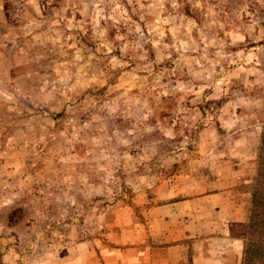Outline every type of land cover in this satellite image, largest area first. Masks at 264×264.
<instances>
[{"label":"rangeland","instance_id":"374dc122","mask_svg":"<svg viewBox=\"0 0 264 264\" xmlns=\"http://www.w3.org/2000/svg\"><path fill=\"white\" fill-rule=\"evenodd\" d=\"M264 127V0H0V264H241Z\"/></svg>","mask_w":264,"mask_h":264},{"label":"trees","instance_id":"16d2710c","mask_svg":"<svg viewBox=\"0 0 264 264\" xmlns=\"http://www.w3.org/2000/svg\"><path fill=\"white\" fill-rule=\"evenodd\" d=\"M259 141L241 264H264V127Z\"/></svg>","mask_w":264,"mask_h":264}]
</instances>
